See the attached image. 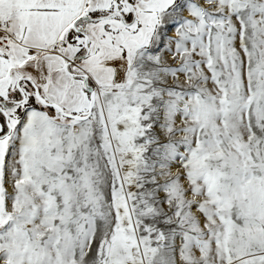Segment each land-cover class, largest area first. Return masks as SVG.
<instances>
[{
    "label": "snow or ice",
    "instance_id": "obj_1",
    "mask_svg": "<svg viewBox=\"0 0 264 264\" xmlns=\"http://www.w3.org/2000/svg\"><path fill=\"white\" fill-rule=\"evenodd\" d=\"M0 264H264V0H0Z\"/></svg>",
    "mask_w": 264,
    "mask_h": 264
}]
</instances>
